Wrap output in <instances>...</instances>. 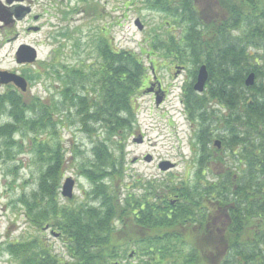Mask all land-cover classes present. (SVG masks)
<instances>
[{
	"label": "trees",
	"instance_id": "1",
	"mask_svg": "<svg viewBox=\"0 0 264 264\" xmlns=\"http://www.w3.org/2000/svg\"><path fill=\"white\" fill-rule=\"evenodd\" d=\"M213 2L221 9L216 19L213 14L203 18L198 5L205 6V0H143L147 9L185 25L184 45L172 41L162 53L181 49L193 57L195 68L204 63L209 71L202 93L191 83L182 97L185 116L196 123L191 182L170 178L166 184H147L141 195L118 192L135 122L132 101L147 67L135 52L116 49L105 28L104 35L91 40L95 60L90 64L76 68L53 56L38 62L50 66L45 76L60 83V102L52 97L27 101L16 91L0 96V118L5 113L10 118L0 124L6 149L15 145V133L57 135L58 114L74 117L91 141V159L78 171L91 183L92 203L69 208L58 204L66 161L62 140H31L44 169L36 189L22 195L21 203L35 227L58 232L71 260L35 238L6 244L19 264H109L129 252L136 264H264V0H211L212 7ZM59 35L73 38L68 30ZM73 46L78 48V41ZM33 73L30 79L39 78L38 70ZM250 73L254 83L246 86Z\"/></svg>",
	"mask_w": 264,
	"mask_h": 264
},
{
	"label": "rangeland",
	"instance_id": "2",
	"mask_svg": "<svg viewBox=\"0 0 264 264\" xmlns=\"http://www.w3.org/2000/svg\"><path fill=\"white\" fill-rule=\"evenodd\" d=\"M205 3V6L200 3L198 8H202L203 18L209 19V14H213L211 0H205ZM37 5L40 8L43 5L46 23L43 29L44 44L38 48L39 62L49 61L53 56L56 61L76 68H80L84 62L90 64L95 60V53L90 54L93 49L91 40L99 34L104 35L105 28L106 36L116 49L135 52L147 67L140 92L132 101L136 113L134 127L132 126L131 135L125 145V174L118 177L116 182L121 196L128 192L141 195L149 186L147 184H166L170 178L175 182H191L196 168L192 146L196 123L190 122L185 116L182 97L184 88L193 83L191 75L198 67L195 68L191 63L193 57L181 49L178 51L180 53L168 54L177 55L179 58L176 61L170 56L166 58L167 55L162 53V46H167L172 41L184 45L181 37L185 25H179L176 19L175 22L174 19L168 20L159 11L147 9L143 0H38ZM83 8L84 13L81 12ZM137 19L142 25L141 29L134 24ZM65 30L71 32L72 39L65 40L60 37V32ZM170 35L175 40L168 39ZM74 39L78 41V48L73 46ZM202 58L200 55V59ZM150 60L155 61L154 70H151ZM175 65H183L185 70L177 75L178 69L174 68ZM33 66L21 70L13 61L10 46L3 45L0 48V70L17 69L27 81V90L21 92L13 84L0 85V96L16 91L17 97L22 96L27 101L52 97L60 102V83L45 76V71L48 73L50 66L39 67L38 62ZM35 70L40 72L39 78L30 79L29 74L34 75ZM24 74H27V78ZM156 81L166 91L165 99L160 98L159 105H156L153 95L147 93L150 90L145 89L150 84L155 86ZM221 112L224 110L221 109ZM59 116L62 121L56 127L57 135H52L51 131H40L38 134L15 133L12 136L15 145L8 149L0 138V153L5 155L0 160V264H19L20 260L5 250L7 243L30 242L35 238L51 246L53 254H60L64 260H71L61 236L52 235V227H35L26 216V208L21 203L22 195L29 196L36 189L40 173L44 169V163L40 164L34 153L31 140L35 138L49 143L62 140L66 161L59 189V206L76 208L82 203H92L88 199L91 183L78 171L79 166L91 159V141L79 129L74 117L65 118L63 114H58ZM8 121V115L3 114L0 124ZM133 138H141L142 141L135 143ZM146 154L152 157L151 161L143 160ZM134 158L139 160L134 162ZM162 161H169L175 166L162 171L158 168ZM213 169L217 171L218 166H213ZM67 177L74 180L70 198L60 194L62 183ZM141 230L139 228L138 232L143 233Z\"/></svg>",
	"mask_w": 264,
	"mask_h": 264
},
{
	"label": "flooded vegetation",
	"instance_id": "3",
	"mask_svg": "<svg viewBox=\"0 0 264 264\" xmlns=\"http://www.w3.org/2000/svg\"><path fill=\"white\" fill-rule=\"evenodd\" d=\"M79 1H82V0H79ZM0 2L2 4L1 8L4 10V15L3 16L0 15V48L3 45L10 46V51L12 52L13 61L16 63L18 67H20L21 70L28 69L29 67L33 68L34 67L33 64L35 62H39L38 48L39 46H43L44 44L43 29L46 23L44 21L45 11H44V8L42 9L43 5L40 8L37 5L38 0H0ZM213 3H214L213 7L211 6V9L216 19L219 16V12L221 11V9L219 8L218 4H216L215 2ZM81 12L84 13L85 8H83ZM210 17H212V14L211 15L209 14V18ZM27 47L34 49L33 51L36 54V59L34 60L33 63L18 64L16 62L17 58L21 59L19 53L23 50H28L29 48ZM169 56L173 58L175 61L179 58L177 55H167L165 57L168 58ZM202 59H204V56ZM150 63H151V70L152 69L154 70L155 61L150 60ZM202 65H204L207 70V80H206L204 89L207 86L209 71L207 69V66L204 63H202V64H199L198 68L196 69L194 81L191 78L192 80L191 82H193L192 88L196 80L198 69ZM174 68L178 69L177 71L178 73L176 72L177 75L182 73L185 70V67L183 65H175ZM9 71L18 73L17 69H13ZM151 81H153L152 78H151ZM145 89L146 91L150 90L149 92L147 91V93L153 95L154 99L156 98V94L162 100L165 99L166 91L165 89L162 88L160 82L156 81L155 86L153 84H150L149 86H146ZM144 157H143V160H144ZM134 160H135L134 162H136L139 159L136 160L134 158ZM173 204H174L173 202L170 203V205H173ZM142 208L143 207L140 206V210L137 211L136 213L138 214L139 212H141ZM136 216L137 218H139L138 215ZM194 227H198V226L195 225ZM134 258L135 256L133 255V252H129L126 258H124L123 256H119L116 262H111L109 264H136L135 262H133Z\"/></svg>",
	"mask_w": 264,
	"mask_h": 264
},
{
	"label": "water",
	"instance_id": "4",
	"mask_svg": "<svg viewBox=\"0 0 264 264\" xmlns=\"http://www.w3.org/2000/svg\"><path fill=\"white\" fill-rule=\"evenodd\" d=\"M2 4L0 2V15H4V10L1 8ZM135 26L138 29L142 28V25L140 24V21L137 19L134 21ZM29 48L28 50L21 51L20 57L21 59L17 58V63H33L36 59V54L34 53V49ZM207 80V70L204 65L200 66L196 75V80L193 85V89L197 93H201L204 90V86ZM254 83V74L250 73L246 79H245V85L251 86ZM7 84H13L16 88H18L21 92H25L27 90V82L25 78L17 73L10 72L7 70H0V85H7ZM161 102V99L156 96L155 103L156 105H159ZM141 138L134 139L133 142L138 143L141 142ZM213 145L216 148L221 147V142L219 140H214ZM144 160L149 162L152 160V157L148 154L144 157ZM175 166L174 163H171L169 161H162L158 164V168L162 171H167L169 169H172ZM73 186H74V180L72 178L67 177L64 179L62 186H61V196L70 198L73 194ZM57 235V234H56Z\"/></svg>",
	"mask_w": 264,
	"mask_h": 264
}]
</instances>
